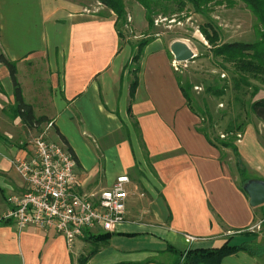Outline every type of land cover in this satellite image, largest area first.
Instances as JSON below:
<instances>
[{
	"label": "crops",
	"instance_id": "1",
	"mask_svg": "<svg viewBox=\"0 0 264 264\" xmlns=\"http://www.w3.org/2000/svg\"><path fill=\"white\" fill-rule=\"evenodd\" d=\"M0 53L16 62L22 97L62 136L76 158L80 192L109 188L127 175L126 222L106 239L86 230L71 246L52 230H18L5 215L8 198L24 192L14 163L28 154L26 128L10 114L8 71L0 64V264H171L173 254L215 248L256 233L264 205L252 208L240 190L235 164L196 131L174 77L169 45L155 38L143 49L134 96L115 19L62 0H0ZM40 68V69H38ZM236 147L249 180H264V147L257 137ZM63 145V144H62ZM64 146V145H63ZM65 147V146H64ZM8 220V221H5ZM194 238L190 242L188 238ZM221 264H264L244 252Z\"/></svg>",
	"mask_w": 264,
	"mask_h": 264
},
{
	"label": "rangeland",
	"instance_id": "2",
	"mask_svg": "<svg viewBox=\"0 0 264 264\" xmlns=\"http://www.w3.org/2000/svg\"><path fill=\"white\" fill-rule=\"evenodd\" d=\"M73 4L76 8L87 9L92 12L99 10L103 15L116 16L99 3L98 0H62ZM124 8V20H117V28L120 32V48L130 52L126 64V70L131 72L138 62L132 60L138 56V45L145 40L160 38L165 45L174 42L185 44L195 57L185 64H176V71L183 82L188 79L193 86L191 96L197 111L202 110V102L206 104L208 114L212 119V128L206 129L207 118L204 121L199 117L200 127L206 129V134L211 140H230L237 147L238 141L247 133L246 140L249 144L251 136L257 137L264 147V125L259 122L249 111V103L264 98V84L256 80H250L253 86L258 88L253 96L252 88L238 85L237 75L233 73L232 65L225 63L221 57L213 56L210 47L200 33V27L210 23L217 28L218 44L241 42L253 43L258 40L259 25L249 9L237 0H216L208 4L200 13L187 5L181 11L176 10L172 4L166 13L161 8H153V26L149 27L146 20V10L136 0H121ZM174 59V58H173ZM40 69V68H38ZM132 78V75H131ZM216 82L224 88V94L220 97H212L205 93V89L211 83ZM253 96V97H252ZM202 123V125H201ZM241 127L242 132L234 131L225 134L226 128ZM48 128V127H47ZM46 127H38L27 135V140L42 137L54 142L66 149L61 142H56L49 134ZM22 142L20 146H25ZM250 145V144H249ZM224 149V148H221ZM222 161L228 167L233 166L236 158L230 150L222 151ZM239 159V157H238ZM245 170V169H244ZM247 177L250 173L246 171ZM260 226L256 228V241L264 245V238L260 232ZM245 233V232H243ZM250 233V232H249Z\"/></svg>",
	"mask_w": 264,
	"mask_h": 264
},
{
	"label": "trees",
	"instance_id": "3",
	"mask_svg": "<svg viewBox=\"0 0 264 264\" xmlns=\"http://www.w3.org/2000/svg\"><path fill=\"white\" fill-rule=\"evenodd\" d=\"M101 5L109 9L115 16V29L116 33L120 39L121 35L117 28V20H124L125 13L122 6L121 0H98ZM139 2L142 7L146 10V20L149 27L153 26L152 13L153 8H161V12L166 13L168 11L169 5L172 4L176 10L181 11L185 6H191L196 12L200 13L208 4L216 0H136ZM245 5L249 11L254 15L258 25V40L253 43H241V42H232V43H223L218 44V33L217 28L210 23H207L200 27V33L210 47V51L213 56L221 57L225 63L232 65L233 73L237 75L238 85H243L248 88H252L255 95L258 88L253 86L250 83V80H256L264 84V0H237ZM153 40V39H152ZM152 40H145L138 45L139 53L138 56L134 57L132 60L138 62L141 59L143 54L144 47ZM0 64H2L8 71L9 78L13 88L14 104L10 107V114L13 117L20 119L21 123L28 129H37L42 123L46 122L45 117H36L32 107L26 104L22 97L21 87L16 78V62L10 61L3 54L0 53ZM139 66L137 64L136 68L131 72L132 81L130 83L129 97L130 104L134 96L135 88L138 82L137 75L139 72ZM174 77L179 88V91L184 98L185 105L188 110L194 114L198 119L199 117L204 121V117L207 118L206 129L212 128V119L208 114L206 104L202 102V110L197 111L194 105V100L191 96V91L193 86L190 85L188 79L184 82L179 74L174 71ZM205 93L212 97H220L224 94V88H221L213 81L205 89ZM252 96V97H253ZM249 111L254 117L264 125V98L259 99L249 103ZM202 125V123H201ZM206 129L198 126L196 131L202 134L207 142L219 149L224 148L230 150L236 158L235 166L240 177V190L242 185L249 180L245 175L246 171L241 165L240 160L238 159V151L234 143L230 140H211L207 134ZM242 132L241 127L229 126L225 130V134L233 133L234 131ZM58 138L61 143L65 146L66 150L72 154L74 159L75 156L71 149L67 146L65 139L58 134ZM0 140L4 139L0 135ZM77 163V161H76ZM8 221V220H5ZM260 232L262 238H264V216L263 221L260 224ZM108 233L100 236L101 239H106ZM242 237L247 238V240H241L239 242H232V238H228L224 243L215 248H192L188 249L185 252H176L171 248H168V252L173 254V261L171 264H221L223 258L234 255L238 252H244L249 256H262L264 255V245L256 241V234L245 232L241 234ZM94 252L89 253L86 256H81L78 259V264H85L86 260ZM119 264H130V263H119Z\"/></svg>",
	"mask_w": 264,
	"mask_h": 264
},
{
	"label": "built area",
	"instance_id": "4",
	"mask_svg": "<svg viewBox=\"0 0 264 264\" xmlns=\"http://www.w3.org/2000/svg\"><path fill=\"white\" fill-rule=\"evenodd\" d=\"M26 145L28 154L14 163L24 192L8 198L10 210L4 217L19 231L28 226L52 230L71 246L86 230L111 233L126 222L127 175L117 176L105 190L80 192L70 152L42 137L27 140Z\"/></svg>",
	"mask_w": 264,
	"mask_h": 264
},
{
	"label": "water",
	"instance_id": "5",
	"mask_svg": "<svg viewBox=\"0 0 264 264\" xmlns=\"http://www.w3.org/2000/svg\"><path fill=\"white\" fill-rule=\"evenodd\" d=\"M170 52L174 59L184 60L185 62L195 57L191 49L180 42L172 43ZM242 191L248 197L250 207L255 208L264 205V180H248L242 185Z\"/></svg>",
	"mask_w": 264,
	"mask_h": 264
},
{
	"label": "bare ground",
	"instance_id": "6",
	"mask_svg": "<svg viewBox=\"0 0 264 264\" xmlns=\"http://www.w3.org/2000/svg\"><path fill=\"white\" fill-rule=\"evenodd\" d=\"M173 64H174V67H176V64H185L186 62L184 60H178V59H174L173 60Z\"/></svg>",
	"mask_w": 264,
	"mask_h": 264
}]
</instances>
